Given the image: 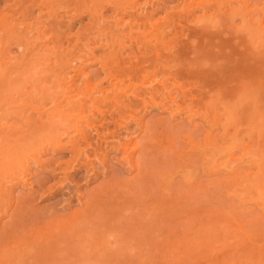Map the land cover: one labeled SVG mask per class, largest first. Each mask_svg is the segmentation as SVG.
I'll use <instances>...</instances> for the list:
<instances>
[{
	"label": "rangeland",
	"instance_id": "rangeland-1",
	"mask_svg": "<svg viewBox=\"0 0 264 264\" xmlns=\"http://www.w3.org/2000/svg\"><path fill=\"white\" fill-rule=\"evenodd\" d=\"M135 1L138 11L154 14L152 22L162 23L171 14L164 27H173L174 34L168 37L170 52L160 49V57L168 58L156 62L154 52L145 48L131 55L136 65L142 61L144 71L126 84L136 86L131 90H151L140 82L167 79L176 97L168 104L181 111L172 116L160 94L154 93L159 104L143 95L146 108L131 96L138 107L119 112L125 116L121 126L110 118V96L101 106L106 118H94L100 132L90 131L101 152L95 159V149H88L93 166L74 156L67 137L64 146L47 147L38 161L30 159L25 174L32 187L19 182L12 189L14 203L8 194L0 199V264H264V36L256 27L264 21V0ZM244 2L252 11L250 27L243 26L240 15L232 19L227 12V3L237 11ZM11 3L0 0V12ZM113 13V6L102 10L108 22ZM38 15L34 9L31 17ZM92 20L87 12L70 20L69 29L64 27L69 31L59 35L60 51L72 48L77 38L90 37ZM128 46L137 48L135 42ZM106 52L95 48L96 56L85 65L94 83L105 76L99 65ZM128 57L126 49L120 58ZM82 78L76 81L80 88ZM106 80L102 86L109 88ZM178 87L195 95L182 97ZM139 113L141 123L134 119ZM209 131L215 146L206 141ZM131 135L140 143L139 171L116 147L117 140ZM214 158L240 165L237 179L212 170ZM84 195L93 203L90 221L85 218L80 230L65 231L61 226L69 215L83 211ZM115 201L120 205L115 207ZM24 241L34 246L26 252L29 258L34 250L32 258L21 257L22 250L15 248Z\"/></svg>",
	"mask_w": 264,
	"mask_h": 264
},
{
	"label": "bare ground",
	"instance_id": "bare-ground-1",
	"mask_svg": "<svg viewBox=\"0 0 264 264\" xmlns=\"http://www.w3.org/2000/svg\"><path fill=\"white\" fill-rule=\"evenodd\" d=\"M244 4L242 10L236 11L232 9L231 4L229 6L227 3V12L232 19L234 15H240L243 26L250 27L253 23L251 22L253 20L252 11L246 2ZM106 6H113L115 9L112 23L103 18L102 10ZM137 6L135 0H12V3L0 12V199H5L3 196L8 194L10 196L9 202H13L14 199L11 196L13 186L19 182L27 186L31 185L32 182L28 180L29 177H26L25 174V171L28 170L29 160L38 161V155L47 147L57 149L64 146V143L61 142L63 137L68 138V141L65 142L69 143L68 145L72 148L75 157H83L86 162L93 166L94 163L89 158L87 151L90 147L95 149L93 151H95L96 159V157L99 158L97 151L99 152L100 148L94 146L90 131L93 128L97 133L100 132V126L95 127L94 125V118L97 116L106 118L104 111L107 109L101 106L107 104L108 97L111 96L110 101L113 106V109H108L110 118L120 125H124L125 116L119 112L135 111L138 107L137 103L130 98L131 96L141 100L143 108L147 106L143 95H148L152 99V103L156 104L159 102L154 97V93L162 95L165 99L164 105L169 109L171 106L168 101L176 102L173 89L167 84V79L161 80L155 77L140 82L143 86L152 88L151 90L146 88L141 91L131 90L136 86L126 84V80L131 81L137 74L144 71L142 61L141 64L138 63L139 66L136 65L135 62L131 61V55L133 53L138 54L141 52V48H145L153 51L155 61L159 62L160 58L163 57V55L160 57V49L169 51L168 37L174 34L173 27H170L168 31L164 27L169 18L171 19V14H169L170 17L164 15L162 23L152 22L154 14L142 10L138 11ZM201 6L204 7L205 5L202 4ZM34 9L38 10L39 15L31 17ZM84 12L89 13L91 20L93 19L92 21L95 23L93 27L95 29L91 31L92 35L86 37L83 42L82 39L77 38L72 48L60 51L62 42L59 39L60 34H62L61 31H64L62 29H69L72 22L69 21ZM202 17L195 19L198 20ZM65 19L68 20L67 24L64 23ZM146 25H150L151 30L141 31L140 27H146ZM65 26L67 27L64 28ZM256 27L259 34L264 36L262 34L264 33V21L259 20ZM48 32L55 34V36L48 35ZM133 42L137 44L135 50L128 46L129 43ZM13 47L18 51L17 54L16 52H14L15 54L12 53ZM97 47L107 50L104 53L105 60H101L99 66L105 74L104 78L107 79L109 88L102 86L104 78L98 83H94L92 75L85 72V65L92 56H96L94 49ZM126 49H128L129 57L127 59L120 58ZM165 58H168V55ZM151 59L154 61L153 57ZM79 76H83L81 88L76 83ZM156 83L157 86L154 87ZM178 88L179 91L177 92L182 97L195 95L186 92L183 87ZM125 98L129 100L128 103H124L123 99ZM171 110L174 112L172 116L181 111L180 109ZM187 116L191 120L195 113L191 112ZM134 119L141 123V114L139 113V116L136 114ZM140 130L145 133V125H142ZM209 132H207L206 141L209 145L215 146L212 132ZM106 136L104 134L103 137ZM136 137L131 135L123 140L116 139L117 149L123 151V160L133 171H139L140 168L136 156L140 149V143ZM230 137L233 139V135ZM99 138L101 137L99 136ZM212 148L215 150L217 147ZM103 156L105 155L103 154ZM254 158L256 157L254 156ZM229 161L220 162L214 158L212 170L214 169L216 173L225 171L237 179L241 172L239 171L240 165L236 163L231 166ZM256 161L253 159V162ZM41 164L44 169L43 163ZM66 172L63 171L65 175ZM247 175L248 173L244 175L243 179ZM255 177L258 179V176ZM249 181L251 180L249 179ZM84 196L86 198L84 203L88 204H85L83 211H73L69 215L68 222L63 224L64 227L61 226L65 231L80 230L79 223L84 224L86 219L89 220L93 203L87 195ZM89 203L91 204L89 205ZM120 203V201H115L114 206L117 207ZM9 205L5 208L2 207L4 213L7 212ZM83 216L84 218H82ZM5 229L4 224L2 230ZM15 248L22 250L23 256L18 253L21 250L17 251L19 256L28 258L27 251L31 248L34 249V246L24 241L15 245ZM31 252L29 258L34 255V250Z\"/></svg>",
	"mask_w": 264,
	"mask_h": 264
}]
</instances>
